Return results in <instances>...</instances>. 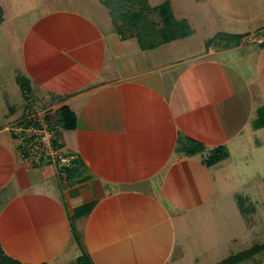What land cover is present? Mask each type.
Wrapping results in <instances>:
<instances>
[{"label":"crops","instance_id":"obj_1","mask_svg":"<svg viewBox=\"0 0 264 264\" xmlns=\"http://www.w3.org/2000/svg\"><path fill=\"white\" fill-rule=\"evenodd\" d=\"M209 2L223 24L211 38H240H208L187 57L175 50L182 38L143 50L134 36L68 12L31 27L22 43L27 92L19 87L26 104L8 116L63 107L69 126L57 125L58 137L77 158L61 169L0 144L5 255L63 264L72 248L76 262L85 254L92 264H163L183 211L194 217L212 200L210 152L264 147L251 141L264 129V0ZM190 141L203 149L187 153Z\"/></svg>","mask_w":264,"mask_h":264},{"label":"rangeland","instance_id":"obj_2","mask_svg":"<svg viewBox=\"0 0 264 264\" xmlns=\"http://www.w3.org/2000/svg\"><path fill=\"white\" fill-rule=\"evenodd\" d=\"M148 1L151 6H156L164 0ZM169 1L175 17L187 19L194 29L189 37L175 42V50L182 57L199 53L205 41L222 28L223 24L221 28L216 25L218 14L212 13L209 0ZM0 5L4 9L0 24V144L8 149L11 142L17 149L20 142L13 127L19 119L11 123L8 112L12 105L15 110L19 107L17 112H20L26 104L16 77L26 76L22 43L31 27L35 24L39 27V19L45 23L50 19L49 14L60 11L95 22L100 31H115V28L107 9L98 0H0ZM152 17L158 18L156 14ZM251 141L264 144V129ZM255 148L250 146L247 150L233 149L232 152L228 148V158L210 165L212 200H208L202 209L197 208V212L191 214L197 213L194 217L183 211L187 220L176 224L174 248L163 264H216L264 243V147L257 151ZM169 211L173 214L176 209ZM67 249L59 260L63 264H77L75 258H70V252L74 251L71 252L73 255L80 251ZM259 263H264V249L236 264Z\"/></svg>","mask_w":264,"mask_h":264},{"label":"trees","instance_id":"obj_3","mask_svg":"<svg viewBox=\"0 0 264 264\" xmlns=\"http://www.w3.org/2000/svg\"><path fill=\"white\" fill-rule=\"evenodd\" d=\"M108 12L110 21L115 30L121 37L134 36L143 50L155 48L163 43L184 38L192 33L188 21L185 18H175L171 3L164 0L156 6H151L148 0H98ZM158 17L154 19L152 16ZM152 15V16H151ZM3 20V9L0 6V24ZM228 37L231 40L239 39V35H221L216 34L215 38L208 40L207 44L216 38L222 39ZM227 38V39H228ZM16 80L23 93L27 92L28 82L22 76L16 77ZM66 112L63 107L58 109L56 116V126L62 124L68 128V120L64 115ZM187 153L199 152L203 149L202 145L190 141ZM228 157L225 147L219 146L214 148L205 158V164L210 166ZM264 249V243L249 248L248 250L230 255L216 264H236L246 258L252 257L259 250ZM0 264H29L22 263L5 255L0 249ZM46 264V263H39ZM77 264H92L89 257L85 254L77 258ZM264 264V263H259Z\"/></svg>","mask_w":264,"mask_h":264},{"label":"built area","instance_id":"obj_4","mask_svg":"<svg viewBox=\"0 0 264 264\" xmlns=\"http://www.w3.org/2000/svg\"><path fill=\"white\" fill-rule=\"evenodd\" d=\"M55 112L30 109L14 124L22 159L40 164L51 162L61 169L73 165L76 154L64 152L58 137Z\"/></svg>","mask_w":264,"mask_h":264}]
</instances>
